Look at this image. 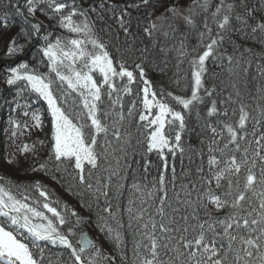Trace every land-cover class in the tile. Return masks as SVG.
<instances>
[{
  "label": "snow or ice",
  "instance_id": "1",
  "mask_svg": "<svg viewBox=\"0 0 264 264\" xmlns=\"http://www.w3.org/2000/svg\"><path fill=\"white\" fill-rule=\"evenodd\" d=\"M142 3L147 5L149 0H142ZM25 4L27 15L19 7L17 11L25 17L29 27L21 29L15 36L8 38L5 54L8 57L24 54L26 45L17 43L21 36L27 37L29 41L36 39L37 44L42 40L43 44L38 49L37 66H30L27 62H19L15 67L6 66L8 73L6 84L16 86L17 96L24 98L25 101L34 95L37 101L46 102V111L50 114L52 126L48 159L39 163L38 167L32 166L31 170L44 172L55 180L58 179L55 173H66L68 166H71L72 173L68 174L72 179L85 190L92 191L97 202L103 196L105 207L100 211L106 215H98L97 226L113 246L121 251L123 259L125 248L123 225L108 200L109 193L105 189L109 185L99 186L97 181V186L94 188L91 177L93 170L99 167L101 152L97 150V145L101 134L104 144L110 145L108 135L111 130L116 140L123 139L125 148L121 151L124 152L125 157L135 154V149L132 153L126 150L131 143L130 134L125 132L122 136L120 132L121 122L125 119L123 112L106 110L102 96L108 98V109H112L114 105L120 104L121 91L124 93L132 91L129 85L136 77L123 62L114 64L108 46L96 36L95 24L88 17V10L83 7V0L81 3L72 0L71 5L66 0H25ZM99 7L104 9L106 5L100 3ZM129 7L138 8L139 4H132ZM199 7L206 10L207 0H204ZM233 7V4H225L224 0H221L212 14L213 18H219L216 19V23L220 30H230L229 14ZM118 8L119 5L113 4L110 11L119 28L128 33V13L125 9L119 8L120 15L116 16ZM165 8L167 9V5ZM90 10L95 11V8L90 6ZM37 11L44 12L48 19H55L56 26L76 34L75 38L64 35L53 36L42 21L29 20L28 16L34 17ZM170 11L173 15H182L177 8H172ZM191 11L189 9V13ZM48 12L51 16H48ZM75 18L82 19L77 22ZM184 19L190 25L194 23L191 14ZM236 19L242 17L237 16ZM243 23L247 25V20L244 19ZM155 28L157 25L152 23L151 28H145L144 31L151 36L152 29ZM205 28H208L207 24ZM257 31L264 33V17L252 28L253 33ZM204 35L201 34L202 37ZM208 35L211 37V29H208ZM223 40L224 36L219 33L216 38H210V42L204 45L206 50L190 61L193 71L189 98L173 95L172 92L165 93L163 89L158 96L157 91L151 86V81L144 78V68L140 64L135 65L139 69L138 76L143 84L141 102L143 109L148 113L146 115L142 112L139 121L146 122L142 125L145 130L151 129L147 131L143 141L138 139L136 143L145 145V153L155 151L163 160V166L158 178L152 182V190L147 193L149 197L159 201V207L156 209L159 220L149 214L145 222L144 215L147 209L141 207L134 212L132 207L134 201L129 199V227L132 220L137 221V238L133 244L134 264H264V143H262L264 134L254 141L258 147L253 148L251 153L249 151L251 145L241 147L240 139L246 138V135L241 136V131L246 129V122L251 118L243 104L240 106V115L235 126L230 123L224 124L228 136L222 148L213 147L217 145L215 137L221 134L217 133L214 127L210 129L213 139L209 146L208 165L212 176L207 180L201 178L207 187L201 191L195 185L189 189L182 184L183 199L180 198L179 193H174L177 203L183 206L184 211L188 208L192 209L191 217L196 219L195 224L188 223V215H180L179 220L176 219L174 214L179 213L181 209L169 203L166 189L165 173L169 170V164L164 154L166 150L173 156L177 151L181 154L185 152V148L181 145V133L185 131L186 125L185 115L171 106L165 96L183 109H190L194 102H202V97L199 95L201 90L211 96L214 89L204 88L203 83V76L207 70L205 61L213 56ZM183 47L181 41V48ZM248 51L251 52V49ZM233 59L232 56H228L230 63ZM242 59L243 56L236 60L238 66ZM39 65L46 66L48 71L40 72ZM260 70L264 75V68ZM94 73H98L102 78L99 83ZM117 78H127V83L118 88ZM176 83L179 85V81ZM233 87L235 88V85ZM15 103L17 108L21 107L19 100ZM23 107L26 109L23 115L31 116V127L42 129L43 118L40 110L30 112L27 109L31 108V104L27 102ZM153 108L157 109L154 116H152ZM217 111L216 103L213 101L208 115L211 116ZM224 114L227 115V112ZM261 114L264 116V109H261ZM131 115L130 109L128 116ZM112 116L116 119L110 126L105 121ZM150 116L152 118H149ZM9 124L12 128L9 138H12L22 126L15 119H10ZM166 126L173 131L172 137L165 133ZM23 127L28 128L29 125L24 124ZM221 138L223 139L222 135ZM39 143L43 144L44 141ZM230 145H235V149L230 150ZM19 150L21 153L31 152L34 155L37 153L36 144L25 143ZM217 150L220 153L219 159L211 155ZM237 151L242 152L239 159L235 154ZM7 162L13 164L15 159L9 158ZM258 162L261 165L259 175L254 171ZM49 164L52 165L51 169L48 167ZM148 164L147 161L144 164L145 172ZM123 167L127 168L130 165L125 163ZM242 170L243 177H241ZM197 171L203 172V168H198ZM171 173L172 177L168 182L175 187L174 165L171 167ZM111 175H120L121 180L125 179L116 170H113ZM4 179L0 176V181ZM213 181L216 188L223 189L221 193H217L211 187ZM116 187L119 191L123 184H117ZM145 187L147 186L133 182V194L140 193L143 197ZM69 189L71 190V185ZM193 191L196 192L195 200L191 199ZM157 193L160 195L157 196ZM76 194L81 195V193ZM141 202L146 203L143 199ZM209 205L214 206L217 211L223 209L228 211L222 218L213 217ZM166 208H170L172 214L166 212ZM201 209L207 217L203 222H200L198 216V211ZM110 221H114V224ZM81 222L82 218L75 210H69L66 204L61 206L59 199L54 200L47 186L40 182L31 185L15 184L10 180L0 182V264H44L45 247L42 246L44 244L58 245L69 250L71 264H108L110 260L114 264L115 257L104 255L103 250L87 233H82L76 243H73L71 237L76 236V229ZM169 252L173 255L169 256ZM164 256H168V259H163ZM49 264L52 262L49 261ZM59 264H67V262L60 261Z\"/></svg>",
  "mask_w": 264,
  "mask_h": 264
},
{
  "label": "trees",
  "instance_id": "2",
  "mask_svg": "<svg viewBox=\"0 0 264 264\" xmlns=\"http://www.w3.org/2000/svg\"><path fill=\"white\" fill-rule=\"evenodd\" d=\"M71 5L72 0H66ZM81 3L82 0H76ZM159 0L151 1L147 5L142 3V0H83V7L88 10V17L95 24V33L101 41L108 46V51L114 58V64L124 63L125 67L134 73L135 81L129 85L132 91L130 93L120 92V104L114 105L112 109H108L109 100L106 96H102L104 100V107L109 111H122L125 119L121 122L120 132L122 136L125 132L131 136V143L127 146V152L132 153L135 149L134 155L125 157L122 148H125L123 139L116 140L109 131L108 140L110 145H105L103 135L98 137L97 150L101 152V157L98 161L99 167L93 170L91 182L94 188L97 186L109 185L107 189L109 196L108 200L112 205L113 212L121 220L123 225L122 232L125 241V248L123 250V259L121 258V251L115 248L111 241H109L97 226L98 215H106L100 210L105 207V199L100 197L97 202L92 194V191L85 190L83 186L72 179L68 173H72L71 166H68V172L55 173L58 179H52L51 175H46L44 172H33L32 166H37L41 162H46L50 154L51 147V122L50 114L46 111L47 104L39 100L35 96H30L27 101L24 98L17 96L16 86H4V80L0 79V176H3L4 181H12L15 184L31 185L40 182L47 186L53 199H59L61 206L66 204L69 210H75L82 218L81 224L76 229V236L71 237L73 243L79 239L82 233L89 232L96 244L103 250L104 255L115 257L114 264H134L133 261V244L137 238V221L132 220L131 227H129V199L134 201L132 207L134 212L141 207L147 209L144 215L145 222L148 215L151 214L155 219L159 220L156 215V209L159 207L158 199H154L147 195L152 190V182H154L160 175L162 170L163 160L156 154V152L145 153V145L143 143L137 144L139 139L143 141L147 131L143 128V123L139 121V115L143 112L142 105V88L143 84L141 78L138 76L139 69L135 67L140 64L145 70V79L151 81L153 90L157 91L158 96L160 90L172 92L173 95H182L185 98L191 96V82H192V66L190 61L202 54L205 49L204 45L210 42V38H216L217 34L224 36V40L214 52L213 56L207 59V66H209L210 73L205 76L203 83L205 87L214 86L216 94L215 103L218 109L217 113L208 115L209 109L212 107V98L200 93L202 102H194L190 109H183L182 106L176 105L171 98L165 96L166 101L178 111H182L185 115V131L181 133V145L185 148V152L181 154L179 151L173 156L167 152L169 170L166 175V189L168 192L169 203L173 207L180 208L181 211L176 213V219L179 220L180 215L189 216V224H195L197 221L191 217L192 209L188 208L184 211L183 206L177 203L174 193H179L180 198L183 199V192L181 185L187 186L189 189L197 186L201 191L207 185L202 181L211 179V172L209 171V146L213 139L211 128H216L217 135L215 137L217 145L213 147L222 148L227 141V130L224 124L230 123L235 126L238 121L240 106L243 104L245 110L250 113V119L246 122V129L241 131V136L245 139H240L241 147L258 146L254 143L259 139L261 134H264V116L261 114V109H264V75L261 74V68H264V33L259 31L253 33L252 28L256 23L261 21L264 17V0H224L225 4H233V10L230 15V30L222 31L218 28L216 19L209 15V8L197 9L195 11V21L192 25L187 26L182 33L177 29L175 31L166 28L152 29V35L149 36L144 29L151 28L152 14L159 6ZM220 5L221 0L214 1ZM100 3H105L106 7L101 9ZM119 5L127 11V20L129 21L128 33H125L119 28L113 13L110 11L111 5ZM132 4H139V7H129ZM95 8V11H91ZM19 7V0H0V65H10L13 63L27 62L30 66H37L39 60L38 49L43 41L40 40L37 48L29 54V56L21 60V58L28 54L32 49L36 39L29 41L27 37L21 36L17 43L26 45L23 55L8 57L6 48L8 47V38L15 36L21 29H28L29 25L23 19L22 15L17 11ZM209 7V5H208ZM117 9L115 15L119 16L120 11ZM215 8L212 12H215ZM67 11V10H65ZM251 13V15H249ZM48 16L51 13L48 12ZM237 16L242 19H236ZM102 17V19H101ZM35 18L42 21L45 28L53 33V36L60 35L54 33L58 29L55 19H48L44 12L37 11ZM77 22L82 18H75ZM247 20V25H244L243 20ZM205 24L208 28H205ZM208 29H211V37L208 35ZM205 35L202 37L201 34ZM181 41L184 47L181 48ZM251 49V52L248 51ZM228 56H232L233 62H229ZM240 65L236 64V60L241 59ZM247 61V63H244ZM17 64L15 66H17ZM217 67L218 69H214ZM13 66V67H15ZM246 69V71H245ZM119 70V69H118ZM40 72H47L48 69L44 65H39ZM3 72V73H2ZM7 72L6 66L0 72V76ZM2 73V74H1ZM1 78V77H0ZM176 81H179L177 85ZM125 78L116 80L117 87L126 84ZM212 83V84H209ZM3 85V86H2ZM235 85V88L233 87ZM2 86V87H1ZM221 90V91H218ZM104 91V90H103ZM237 92L239 95H237ZM103 93V92H102ZM26 96L28 94H25ZM231 97V99H229ZM115 96L113 97V99ZM210 99V101H209ZM19 100L21 107L17 108L15 101ZM31 104V108L27 109L30 112L37 109L42 113L43 128L37 129L31 127V116H24L23 112L26 110L23 105L25 103ZM133 104L135 107L133 108ZM122 105V107H121ZM132 110L131 117L128 116L129 110ZM227 112V115L224 113ZM10 119H15L21 124V129L15 137L11 136L12 128L9 124ZM116 119L115 116L110 117L105 122L110 126ZM28 124V128L23 125ZM202 127L203 129H199ZM208 127V128H207ZM206 128V129H204ZM166 134L172 137L173 131L167 127ZM40 141H44L40 144ZM36 144L37 153H21L20 148L23 144ZM264 143V142H262ZM230 150L235 149V145L229 146ZM237 158H241L242 152H235ZM218 159L220 158L219 151L211 153ZM9 158H14L15 163L9 164ZM119 160V166H117ZM149 162L147 171L144 170L145 162ZM125 163L130 167L124 168ZM175 166V187L168 181L171 180V167ZM48 167L51 169L52 165ZM203 168V172H198V168ZM260 163H257L254 171L259 175ZM116 170L119 174L125 177L120 179V175L112 176L111 172ZM87 171V166H86ZM54 172V169H53ZM243 170L241 177H243ZM74 175V173H73ZM111 181L109 182V177ZM133 182L144 188V196L140 193L133 194ZM243 183V179H241ZM117 184H123V187L117 190ZM71 185V190L69 189ZM211 187L217 192L221 193L222 188L215 187L213 181ZM76 193H81L77 195ZM160 193H157L159 196ZM196 192H192L191 199L195 200ZM146 201L142 203L141 200ZM90 205L91 207H88ZM213 217H224L227 209L215 210L214 206L209 205ZM166 212L171 213L170 208H166ZM200 222H203L207 217L201 209L198 211ZM114 224V221H110ZM66 227V226H65ZM45 247V262L44 264H59L60 261L71 264L70 251L58 245H42ZM169 256L173 253L169 252ZM167 260L168 256L162 257ZM108 264H113L109 261Z\"/></svg>",
  "mask_w": 264,
  "mask_h": 264
},
{
  "label": "rangeland",
  "instance_id": "3",
  "mask_svg": "<svg viewBox=\"0 0 264 264\" xmlns=\"http://www.w3.org/2000/svg\"><path fill=\"white\" fill-rule=\"evenodd\" d=\"M151 1H155V0H151ZM159 1H160L159 6H158L157 10L152 14V17H151L152 23H155L157 25V28H155V29L165 28V26H168V27L174 28V31H175V29H177L180 33H182V31L188 25H190L185 21L184 17L188 16L190 14L192 16L193 12L195 10L201 9V7H199V5L204 3V0H159ZM209 1H212V2L210 4H208L209 7H207V8H209V15L211 16V18H213L212 9L215 7L214 1H217V0H207V3ZM165 5H167V9L165 8ZM172 8H177L182 13V15H173L172 12L170 11V9H172ZM189 8H191V10H192L191 13H189ZM26 14H27V12H26ZM28 17H30L32 20H38L37 18H35V16L34 17L28 16ZM54 33H58V34L64 35V36H71L72 38H75V35H76L73 33H69V32H67L66 29H61L59 27L57 30H55ZM206 62H207V60L205 61V67L207 70L204 73L203 80L205 79V76L210 73L209 66H207ZM4 66H6V65H0V72L3 70ZM213 68L218 69L217 67H214V65H213ZM7 74H8L7 72H4L3 78H2V75L0 76L1 77L0 79L4 80V86H6V87L9 86L6 84ZM94 77L97 78L98 83L100 82V79H102L101 77H99L98 73H94ZM118 79H120V78H118ZM125 80H127V78H125ZM209 84H212V83H209ZM204 88L209 89V90H213L214 86L209 85V88H207L204 85ZM218 91H221V90H218ZM102 92H103V89H102ZM202 92H204V91L201 90L200 93H202ZM216 94L218 95V92H215V91L212 92L211 98L213 101H215ZM209 101H210V99H209ZM156 112H157V109L153 108L152 116H154L156 114ZM143 113L146 115L148 114L144 109H143ZM152 116H150L149 118H152ZM166 128H167V126H166ZM199 129H203V128L199 127ZM204 129H206V128H204ZM165 133H166V129H165ZM166 151H165V153H166Z\"/></svg>",
  "mask_w": 264,
  "mask_h": 264
},
{
  "label": "water",
  "instance_id": "4",
  "mask_svg": "<svg viewBox=\"0 0 264 264\" xmlns=\"http://www.w3.org/2000/svg\"><path fill=\"white\" fill-rule=\"evenodd\" d=\"M25 5H26V4H25V0H20V1H19V7H20V10L23 11V12L25 13V15H27V14H26V11H25ZM23 18L25 19L24 16H23ZM28 19H29V20H32V19L29 18V17H28ZM33 21L35 22L36 20H33ZM35 45H37V41L35 42Z\"/></svg>",
  "mask_w": 264,
  "mask_h": 264
},
{
  "label": "bare ground",
  "instance_id": "5",
  "mask_svg": "<svg viewBox=\"0 0 264 264\" xmlns=\"http://www.w3.org/2000/svg\"><path fill=\"white\" fill-rule=\"evenodd\" d=\"M212 1H209L208 3H207V5L208 4H210ZM218 6V2L217 3H215V9H216V7ZM189 9H191V8H189ZM25 11H26V8H25ZM196 11V10H195ZM195 11L193 12V15H192V19H193V21H195ZM36 21H38V20H36ZM192 25V24H191ZM189 26V25H188ZM165 28L166 29H168V30H171V31H174V28H171V27H168V26H165Z\"/></svg>",
  "mask_w": 264,
  "mask_h": 264
}]
</instances>
